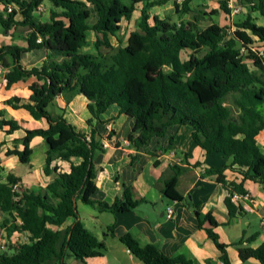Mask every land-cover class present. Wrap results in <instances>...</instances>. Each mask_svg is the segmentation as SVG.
Here are the masks:
<instances>
[{"label": "trees", "instance_id": "obj_1", "mask_svg": "<svg viewBox=\"0 0 264 264\" xmlns=\"http://www.w3.org/2000/svg\"><path fill=\"white\" fill-rule=\"evenodd\" d=\"M44 1L0 0V25L5 31L19 25L32 28L26 36V47H0V65L9 68L5 73L7 87L35 77L29 85V102L21 106L36 119L47 121L45 128L26 129V134L16 140L23 148L9 149L7 155H18L22 162L29 163L31 141L41 136L49 144L44 170L56 174L47 192L42 193L23 185L22 178L13 173L5 178L0 165V211L8 214L3 227L9 236L15 232L30 234L29 241L9 244L3 250L0 264H67L68 256L85 259L102 255L106 243L86 228L77 201L97 202L101 210L112 212H124L140 203L125 182L123 192L113 203L92 198L98 188L95 156L106 149L99 128L104 123L101 115L112 104L118 105L121 113L134 115L135 123L127 139L137 150L157 155V151L149 149L153 138L164 137L173 126L189 125L194 141L207 154L219 152L232 157L230 163L207 169L217 174V180L229 190L226 204L231 217L238 210L232 195L247 193L245 180L264 186V149L257 143V135L264 128V51L256 44L264 42V25L256 23L252 15L259 12L264 16V0H241L247 12L234 23L235 29L215 21L202 27L206 14L202 10L194 11L192 20L181 21L151 14L153 6L170 0H50L51 18L41 21L35 18L34 11ZM190 1L174 0L181 15L193 11ZM138 3H142L139 28L130 32L124 44L123 22L132 19ZM10 5L12 10L8 11ZM219 10L232 12L228 0H220L219 9L211 13ZM93 14L97 20L90 24ZM89 30L97 35L96 53L81 51L88 45ZM36 48L48 51L46 59L41 66L25 67L22 54ZM79 92L89 100L90 133L78 129L63 112L52 114L48 108L61 94ZM19 101L13 97L7 102L17 107ZM4 128L13 133L21 124L0 109V129ZM72 157L81 161L72 162L68 171L58 166L51 168L55 160ZM136 157L132 155L133 160ZM228 168L238 170L242 181L228 180ZM172 170L164 179L162 192L172 199L184 200L178 189L184 167L174 163ZM196 214L199 226L210 223L206 227L208 235L221 250L225 264H231L228 245L215 231L218 222L212 213L196 210ZM70 217L73 223L63 227ZM109 230L114 235L112 226ZM254 238L249 237L247 242ZM120 240L145 264H193L184 255L166 254L155 243L143 245L131 233ZM244 242L242 238L234 243L240 257H254L264 264V243L252 247Z\"/></svg>", "mask_w": 264, "mask_h": 264}, {"label": "crops", "instance_id": "obj_2", "mask_svg": "<svg viewBox=\"0 0 264 264\" xmlns=\"http://www.w3.org/2000/svg\"><path fill=\"white\" fill-rule=\"evenodd\" d=\"M189 5L193 11L180 15L179 20L175 21L184 20V16L194 17V11L202 10L206 12L203 20L211 16L219 17L211 18L209 24L215 21L235 29L234 23L243 19L247 12L241 0H228L231 10L233 6L243 7V10L237 14L223 10L215 14L211 13L213 9H219L220 0H191ZM51 7L52 5L48 6L44 1L34 11L35 18L49 21ZM137 7L138 10L134 12L132 19L123 22L124 44H127L130 32L139 28V9L142 3H138ZM174 7V0H170L166 4L153 6L151 14L171 18V13L175 11ZM252 15L256 23L264 25L263 15L259 12H253ZM96 20L97 16L93 14L89 23L93 24ZM135 20L137 22L134 23ZM31 31L32 28L29 25H19L9 31H5L0 25V47L8 44L26 47L28 45L26 36ZM88 32L93 34V37L88 39V45L81 51L96 53V32L94 30ZM113 40L116 42L115 39ZM256 44L261 45L259 48L264 51L263 41H257ZM47 54L48 51L45 48L32 49L22 54L21 63L28 68L41 66ZM7 70L9 68L2 66L0 71V109L6 110L8 118L17 119L21 128L13 133H8L6 128L0 129V165L4 167L3 175L6 178L9 173H13L22 178V183L26 187L46 193L48 184L54 180L56 174L54 172L47 174L44 170L49 144L43 137L35 136L32 139L33 152L29 163L22 162L18 155H7L9 149L23 148V144L17 143L16 140L26 134V129L47 127V121L44 118L36 119L21 106L29 102L31 95L29 85L36 78L29 77L7 87L5 77ZM13 97L20 98L17 102L19 106L13 107L8 104V99ZM88 102L84 93H64L49 104L48 108L52 114L63 112L78 129L90 133L92 126L87 122L90 117ZM101 116L104 123H101L99 128L105 137L106 149L95 156L98 188L92 198L95 201L113 203L116 196L123 192L122 183L125 182L131 187L133 198L140 203L137 207L124 212H112L101 210L97 202L89 204L78 200L77 208L84 225L99 239L105 241L106 250L102 255L85 259L68 256L67 264H145L121 242L120 237L126 233H131L143 245L157 244L168 255H184L191 259L193 264H225L221 250L207 233L206 227H209L210 223L205 222L203 226H199L196 210L203 214L212 213L218 222L215 231L219 234L221 241L228 245L227 255L231 264H262L254 257L243 260L237 246L234 245L242 238L245 239V244L252 247H258L264 243V186L260 182L252 179L244 181L248 198H241L235 202L238 210L231 217L226 204L229 190L217 180V174L209 173L207 169L230 163L232 157L219 152L207 154L194 141L193 128L187 127L188 125L173 126L164 137L153 138L149 149L157 151V155H152L137 150L126 142L129 141L127 137L135 123L132 113H121L119 106L112 104ZM171 136H174L172 143ZM257 143L261 149H264V128L257 135ZM132 155L137 157L133 160ZM80 161L79 157H72L71 160L57 159L52 163L51 168L58 166L59 170L68 171L72 162ZM174 163L184 167L178 184V189L185 197L184 200L172 199L162 192L164 179L172 174ZM225 174L228 180L240 182L243 179L241 173L235 169L228 168ZM169 207L173 210L171 217H168ZM0 214L2 215L0 243L4 241L0 245V253L7 250L9 244L29 241V232H15L9 236L6 228L3 227V221L8 214L1 211ZM73 220L70 217L63 227L72 224ZM110 226L113 227L114 235L109 230ZM251 236L255 238L247 242Z\"/></svg>", "mask_w": 264, "mask_h": 264}, {"label": "rangeland", "instance_id": "obj_3", "mask_svg": "<svg viewBox=\"0 0 264 264\" xmlns=\"http://www.w3.org/2000/svg\"><path fill=\"white\" fill-rule=\"evenodd\" d=\"M45 4L46 5H48V6H51L52 5V2L50 1V0H45ZM174 9H175V11L173 12V13H171V18H173V20L175 21V20H179V18H180V15H181V13H180V10H179V8H177V6L175 5V7H174ZM211 18H216V19H218L219 17L218 16H214V17H209V18H207L206 20H202L201 21V26L202 27H206V26H208L209 25V23L211 22ZM183 19L184 20H192L193 19V17L190 15V16H184L183 17ZM135 22H137V20H135L134 21V23ZM133 24V23H132ZM125 28H127L126 26H124ZM122 33V35H124L125 36V33H123V32H121ZM127 33V32H126ZM93 37V34H91V33H89L88 32V39H91ZM113 39H115V38H113ZM184 56V58L187 56V53H185V54H183ZM185 127V126H184ZM187 127H189V125L187 126ZM1 221H2V215L0 214V223H1ZM1 232H2V229H1V226H0V239H1ZM2 243H4V241L2 242ZM2 243H0V245L2 244Z\"/></svg>", "mask_w": 264, "mask_h": 264}, {"label": "built area", "instance_id": "obj_4", "mask_svg": "<svg viewBox=\"0 0 264 264\" xmlns=\"http://www.w3.org/2000/svg\"><path fill=\"white\" fill-rule=\"evenodd\" d=\"M184 0H177L178 3H182ZM12 10V5L8 6V11H11ZM243 10V7L242 6H233L232 7V14H237V13H240L241 11ZM41 40V38L39 37V41ZM2 69V66H0V71ZM127 143H130L129 141H126ZM106 146V144H105ZM241 198H248V194H240V193H234L232 195V200L234 202H237L239 199ZM172 213H173V210L172 208H168V217H171L172 216ZM263 224H264V219H263Z\"/></svg>", "mask_w": 264, "mask_h": 264}]
</instances>
